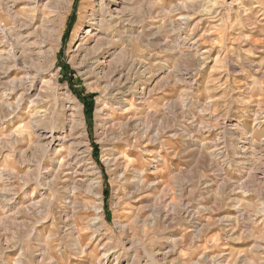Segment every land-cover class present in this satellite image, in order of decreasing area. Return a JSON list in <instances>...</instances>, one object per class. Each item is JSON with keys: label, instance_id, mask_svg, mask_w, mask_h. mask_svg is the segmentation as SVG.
<instances>
[{"label": "rangeland", "instance_id": "obj_1", "mask_svg": "<svg viewBox=\"0 0 264 264\" xmlns=\"http://www.w3.org/2000/svg\"><path fill=\"white\" fill-rule=\"evenodd\" d=\"M158 1L155 13H149L147 6L143 9L147 41L158 39L162 47H147L154 74L132 86L142 101L125 90L133 81L124 58L142 55L138 42L130 54L121 55L123 59L120 47L107 56L95 49L98 32L91 33L89 15L93 6L106 9L107 0H60L61 19L43 41V56L33 44L36 37L26 41V30L20 33L5 7L0 9V28H10L14 41L22 34L20 43L29 49L23 51L19 68L8 75L4 65L12 67L13 61L0 60V89L23 76L24 67L35 72L46 61L30 95L35 99L41 88L45 91L39 106L43 129L38 135L30 127L29 113L8 118L0 105V264H264V0ZM6 3L14 12H23V5ZM120 3L112 7L114 11L126 7ZM185 3L194 7L173 10ZM155 25L161 28L158 35ZM82 41L84 52L73 57ZM210 47L214 52L203 54ZM0 53L1 58V48ZM97 55L100 77L83 76L81 69ZM232 64L241 71L233 73ZM170 70L180 82L175 83V75L167 76ZM120 74L126 86L117 83ZM43 81L49 82L42 87ZM108 82L115 84L107 88ZM118 94L131 110H117L113 100ZM107 117L112 121L105 125ZM76 118L84 126L72 132ZM126 122L131 125L125 131L115 127L107 133L110 124ZM142 124L161 129L157 141L132 130L135 125L143 128ZM229 130L235 132V141L228 138ZM11 134L19 135L22 143L3 150L1 141ZM64 138L68 142L62 145L61 140L60 146ZM53 139L41 162L40 154ZM233 146L241 150L239 156ZM73 147L80 163L52 183L54 161H61ZM215 148L223 151V158L210 156ZM243 156L256 164L244 176L241 168L227 164ZM39 165L51 183L40 186L33 180ZM137 173L145 186L140 190L135 186ZM74 181L78 193L72 208L65 198L66 187ZM224 181L234 184V194L222 186ZM156 205L159 211L153 210ZM94 206L103 209V222L96 228L90 226L97 216ZM199 207L205 209L196 219L205 226L201 235L186 215ZM66 222L74 225V234ZM76 241L83 254L73 251Z\"/></svg>", "mask_w": 264, "mask_h": 264}, {"label": "bare ground", "instance_id": "obj_2", "mask_svg": "<svg viewBox=\"0 0 264 264\" xmlns=\"http://www.w3.org/2000/svg\"><path fill=\"white\" fill-rule=\"evenodd\" d=\"M14 1V6L17 5H23L22 8V13H17L13 11V7L8 6L6 3V0H0V9L2 7H5L6 12L8 17L11 19L13 22V25L15 24V28L18 27V30L20 33L24 30H26V36L25 39L26 41L29 40L32 37H36V40L34 41V46L38 49L40 54L43 56L45 53V45L43 44L44 39H47V37L50 35V31L53 30L54 28V23L56 20L61 19V12L59 10L60 5L59 2L60 0H13ZM121 5H126L124 6L121 11H114L112 7H117L119 5V0H107V5L106 9L100 8V9H95L93 6V9L91 10V13L89 15V20H90V28H92V32H98V35L96 37V42H95V49L99 54L101 55H109L114 51L116 53V50L120 47L121 48V54L119 53L120 57L121 55H127L130 54V49L134 48V42H138V45L140 47V54H142L139 58H124V62H127V76H131V80L133 81L132 84H129V86H126L124 83V75H121L117 83L122 84V86H126L125 90L128 93L133 92L134 90L132 89V86L134 83H139L141 84L144 79L149 77V75L152 77L154 74L152 71V68L149 66V60L153 57L151 54L146 52L147 47H160V43L158 39H156L153 42L147 41V35H146V26H145V19L143 17L144 15V8L147 6L148 7V12L153 13L155 7H159V1L158 0H120ZM43 2V7H41V3ZM219 2V1H217ZM13 3V2H12ZM198 3V2H197ZM136 4V9L134 7L133 10H131V7ZM138 4V5H137ZM210 4V3H209ZM13 5V4H12ZM178 5V4H177ZM150 7V8H149ZM154 7V8H153ZM194 7L193 3H185V4H179L177 7L173 8L174 11H181L182 9H191ZM219 8V7H218ZM4 10V8H2ZM162 9V8H161ZM48 10L50 11V15L44 14L43 11ZM132 11V14H128L127 11ZM165 11V9H163ZM162 10V12H163ZM172 11V10H171ZM155 13V12H154ZM148 14V13H147ZM152 16V15H151ZM153 17V16H152ZM162 17V16H161ZM39 23V27H35V24ZM48 24V28H47ZM1 25V24H0ZM176 25V24H175ZM157 26V25H155ZM171 27V26H170ZM175 28V27H174ZM156 34L158 35L160 33V27H156ZM13 30V29H12ZM11 30V31H12ZM16 32V31H15ZM14 33V32H13ZM17 34V40H13L12 37L14 35L10 32V28H7L6 26H2L0 28V48L2 49V54L4 56H1L0 60H2L3 57L5 59L9 60L10 62L13 61L12 67H8L7 63L4 65V67L8 68L7 70V75L11 70H16L20 66V60L21 57L23 56V51L24 50H29L27 45H23L20 43V40H23L22 34ZM90 31H88L87 34H89ZM178 35V34H177ZM180 36V35H179ZM93 37V36H92ZM183 38V37H182ZM212 38V37H211ZM94 39V38H93ZM178 39H181V37H178ZM40 40H42L40 42ZM188 41V40H187ZM47 42V41H46ZM76 43V42H75ZM186 43V42H184ZM85 43L83 41L79 44L78 48L75 50L73 57H79L81 56L82 52L85 50ZM175 45V44H174ZM205 45V44H204ZM213 45V44H212ZM261 45V43H260ZM182 46V45H181ZM262 46V45H261ZM132 47V48H131ZM162 47V46H161ZM257 47V46H256ZM177 48V47H176ZM138 49V47H137ZM207 49V48H206ZM261 49V48H260ZM21 51V55L20 52ZM55 51V50H54ZM132 51V50H131ZM258 51V50H257ZM214 52V48H209L203 52V54L210 56ZM1 54V53H0ZM32 54V53H30ZM114 55V54H113ZM192 55V54H191ZM41 56V57H42ZM117 56V55H116ZM158 56V55H157ZM24 57V56H23ZM125 57V56H124ZM118 58V57H117ZM122 58V57H121ZM101 56L97 55V58L95 57L94 60L91 61L88 66L84 67L81 69L82 75L86 77H100V66H101ZM120 59V58H119ZM123 59V58H122ZM210 59V58H209ZM121 60V59H120ZM4 61V60H3ZM45 60L42 62L40 66H37L35 72L31 70H26V67H24V75L21 76L18 79H13L6 83L3 89H0V96H3L2 101L0 102V105L2 106L3 110L5 111V114L8 118H13L18 116L20 112H25L29 113L31 116L30 120V127L33 131V133L38 135V132L43 129V119L44 115L43 112L39 111L40 110V104H41V98L43 96V93L45 92L43 88L39 91L38 95L36 96L35 99H32L30 95L35 89V83L36 80L42 75L44 72L43 70V65H45ZM89 62V61H88ZM117 62V60H116ZM123 62V63H124ZM114 64V62H113ZM126 64V63H125ZM81 65V64H80ZM154 65H157L155 63ZM161 65V64H160ZM253 65V64H250ZM11 66V65H10ZM154 68V67H153ZM162 69V68H161ZM167 69V68H166ZM231 69L233 73H239L241 70L238 68L237 64H232ZM157 70V69H156ZM156 72H161V70H157ZM166 72V71H165ZM168 72V71H167ZM6 73V72H5ZM124 73V72H123ZM173 73V74H172ZM156 74V73H155ZM232 74V73H230ZM169 75H175V83L180 82V79L176 74L170 70L167 73V76ZM98 81V80H97ZM49 82V81H48ZM47 81L42 82V87L48 83ZM161 83L158 82V84ZM115 83L113 82H108L105 87L109 88L112 87ZM244 85V84H243ZM117 86V85H115ZM245 86V85H244ZM119 87V86H118ZM243 88V87H242ZM118 90V89H117ZM116 91V90H115ZM107 92V91H106ZM125 92V91H124ZM134 95L140 99L141 101L143 100V97L137 92H133ZM122 94V93H121ZM116 95V94H115ZM120 94L117 95V97L114 98L113 102L117 106V110L119 112L125 113L127 111V107H130L128 110H131V106L128 104V102L125 100L124 96H119ZM126 95V94H125ZM12 97L15 99L14 102H9L5 101L7 97ZM119 96V97H118ZM259 99V98H258ZM262 100V99H261ZM187 101V100H186ZM217 101V100H216ZM257 101V100H256ZM264 101V100H263ZM73 102V101H72ZM172 103V102H171ZM170 104V103H169ZM258 104V103H257ZM171 105V104H170ZM179 105V104H178ZM27 106V107H25ZM115 106V107H116ZM171 108L174 110L175 105L173 104ZM264 108V107H263ZM170 109V108H169ZM185 109V108H184ZM262 109V108H260ZM27 110V111H24ZM74 110V109H73ZM172 110V114H173ZM76 112V111H75ZM79 112V108H78ZM257 113V112H256ZM22 114V113H21ZM259 115V114H258ZM261 115V114H260ZM154 116V115H153ZM173 116V115H172ZM77 117V116H76ZM6 118V117H5ZM131 119V118H130ZM133 119V118H132ZM163 119V118H162ZM112 119L110 117H107L104 119L105 125L108 122H111ZM132 121V120H131ZM139 122V121H137ZM136 122V123H137ZM143 122V121H142ZM115 123V122H114ZM131 123V122H130ZM141 123V122H140ZM103 124V126H105ZM112 124H110L111 126ZM131 124L129 123H122V124H114L113 126H109L108 129H106L107 133H113L115 130V127H121L123 131H125L128 126ZM84 126V122H82L80 119L75 120L73 126L71 127V131L75 132L77 129L79 130L81 127ZM143 126V124H142ZM98 127V126H97ZM177 127V126H176ZM103 128V127H102ZM101 128V129H102ZM226 128V127H225ZM49 129V128H48ZM119 129V128H118ZM179 129V128H178ZM132 130L136 134H140L141 138H144L146 136L152 135V141L154 142L155 140H158V137L161 134V129L157 126L154 128V126H143V128L139 127L138 125L133 126ZM223 130V129H222ZM50 131V129H49ZM99 131V130H98ZM122 131V132H123ZM128 131V130H127ZM227 131V130H226ZM85 130L82 129V133L84 134ZM221 132V131H220ZM225 132V131H224ZM223 132V133H224ZM51 133H54V130H51ZM80 133V132H79ZM142 133V134H141ZM229 136L228 138H231L232 141H235L236 135L235 132L232 130H229L228 132ZM104 135V134H103ZM83 136V135H82ZM173 136H176L175 134ZM225 136V135H224ZM65 137V136H64ZM81 137V136H80ZM250 137V136H249ZM74 138V137H73ZM77 138V137H76ZM85 138V137H84ZM110 138V136H109ZM121 138V137H120ZM175 138V137H174ZM241 138V137H240ZM111 139V138H110ZM131 139V138H130ZM59 140V139H58ZM61 140H62V145L66 144L68 142L65 138L60 139V146L61 145ZM112 140V139H111ZM51 142V143H50ZM48 144V148L46 152L40 154V159L41 162L44 161V158L47 157L46 154H48L50 146L53 144L54 139L50 141ZM102 142V141H101ZM111 142V141H110ZM237 142V141H236ZM235 142V143H236ZM22 143V139L19 135L17 134H11L5 138L2 139L1 141V147L5 149H8L11 145L12 146H17L18 144ZM76 143V142H75ZM43 144V143H42ZM46 144V145H47ZM70 144V143H69ZM226 144V142H225ZM228 144V143H227ZM263 144V143H262ZM206 145V144H205ZM204 144H200L199 146L203 148L205 146ZM233 145V144H232ZM227 146V145H226ZM264 146V145H263ZM42 151H43V145L38 146ZM200 148V149H201ZM224 148V147H223ZM232 148V147H231ZM13 149V148H12ZM16 149V148H15ZM39 149V150H40ZM45 149V148H44ZM230 149V147H229ZM255 149V148H254ZM246 150V149H245ZM253 150V149H252ZM251 150V151H252ZM13 151V150H12ZM41 151V152H42ZM69 151V150H68ZM76 149L73 147L70 154L67 155L65 158H62L61 161L56 163L54 161L53 164V169L55 171V176L52 178V183L54 181H57L60 177V175L64 174L65 170L69 169L71 170L73 167L78 165L80 163V160L78 158V155H76ZM241 150L237 149V147L233 146V152L235 155H240ZM248 151V150H247ZM246 151V152H247ZM17 152V151H16ZM57 152V151H56ZM59 152V151H58ZM112 152V151H111ZM227 152V151H226ZM245 152V151H244ZM22 153V152H21ZM117 153V152H116ZM210 156L213 158H223L224 153L223 151L219 150L218 148L212 149L210 152ZM201 154V153H200ZM234 155V154H233ZM250 155V154H249ZM248 155V156H249ZM257 155V154H255ZM10 157V156H9ZM202 157V156H201ZM235 157V156H234ZM241 157V156H240ZM244 157V156H243ZM264 157V156H263ZM11 158V157H10ZM83 158V157H82ZM111 158V157H110ZM159 158V157H158ZM236 158V157H235ZM221 160V159H219ZM227 160V159H225ZM231 160V159H230ZM218 161V159L216 160ZM110 166L115 165V161L112 159H107V162ZM230 166H234L237 168H241L243 170L242 176L246 175L249 173V171L255 170V163L250 162V160H247L244 158H238V161L232 163H227ZM42 165V164H41ZM41 165L35 170V176H34V181L40 185L44 186L47 185L48 183H51L50 181H47L46 176H44L40 172ZM80 169V168H79ZM86 169V168H85ZM135 170V169H134ZM241 170V171H242ZM91 174H95L94 168L88 169ZM136 171V170H135ZM8 172V171H6ZM50 172V170H49ZM77 172V171H76ZM5 174V175H4ZM6 174L8 173H2V176L5 177ZM10 174V173H9ZM87 174V173H86ZM100 174V173H99ZM119 174V173H118ZM89 175V174H88ZM98 175V174H97ZM124 176V174H123ZM136 176V175H135ZM19 177V176H18ZM92 177V176H91ZM121 177V176H120ZM81 178V177H80ZM180 178V177H179ZM7 179V178H6ZM135 179V186L138 187L137 190H140V188L143 185L142 177L141 174L139 175L137 173V176L134 178ZM182 179V178H181ZM180 180V179H179ZM178 180V181H179ZM183 180V179H182ZM30 181V180H29ZM32 181V180H31ZM72 181V180H71ZM95 181V180H94ZM6 182V181H5ZM8 182V181H7ZM10 182V181H9ZM28 183V181H26ZM87 182V181H86ZM20 183V182H19ZM22 183V181H21ZM25 183V182H24ZM67 183V182H66ZM179 183V182H178ZM78 183L77 182H71L67 187H66V198L65 201H67L68 204L72 205V208L76 206V197L78 193ZM95 183H91V187L95 186ZM188 184V183H187ZM211 184V183H210ZM26 185V184H25ZM50 185V184H49ZM55 185V184H54ZM86 185V184H85ZM53 186V185H52ZM83 186V185H82ZM187 186V185H186ZM185 186V187H186ZM209 182L206 185V187H209ZM225 189H231L229 192L231 194H234L235 189L233 188L234 184H228L224 181V184L222 185ZM221 186V187H222ZM9 187V186H7ZM89 187V186H88ZM145 187V186H144ZM184 187V189H185ZM63 189V188H62ZM179 189V188H178ZM224 189V190H225ZM85 190V189H84ZM91 190V189H90ZM208 190V189H207ZM181 191V190H180ZM179 191V192H180ZM185 191V190H184ZM237 191V190H236ZM90 192V191H89ZM183 192V191H182ZM94 193V192H93ZM96 193V192H95ZM94 193V194H95ZM182 194V193H181ZM245 194V193H244ZM96 195H98L96 193ZM100 199V198H99ZM101 202V201H100ZM32 203V202H31ZM237 203V202H236ZM32 208L33 206L30 205ZM178 206V205H177ZM103 207V206H102ZM176 207V206H175ZM92 209L96 212L97 216L96 218L93 219L92 222H90V226H93L96 228L99 227V225L103 222V217L101 216L102 214V208L98 206L92 207ZM237 209H239L237 207ZM154 211H159L160 208L156 205L154 206ZM205 209L199 207L197 211L194 210H187V214L189 217L190 222L193 225V229L196 232L197 235H201L203 232V229L205 226L198 222L197 216L200 215L201 212H204ZM161 212V211H160ZM155 213V212H154ZM166 213V212H165ZM160 214V213H159ZM160 218V215H157ZM156 217V216H155ZM187 219V218H186ZM188 220V221H189ZM91 221V220H90ZM146 222V221H145ZM190 223V224H191ZM151 224V223H150ZM149 224V225H150ZM223 224V223H222ZM66 226L69 228V232L71 234H74L76 231V228L74 227L73 224L67 223ZM102 226V225H101ZM92 229V228H91ZM125 229V228H124ZM68 230V229H67ZM66 230V231H67ZM99 231V230H97ZM94 234V233H93ZM92 234V235H93ZM95 236V235H94ZM199 237V236H198ZM102 238V237H101ZM196 238V236H195ZM260 245V243H259ZM256 247V246H255ZM262 247V246H261ZM82 248V247H81ZM80 248V244L78 241L74 242V247L73 251L76 254H83L82 249ZM257 249V248H256ZM110 252L107 251L105 253V258L109 256ZM119 257V256H118ZM206 257V256H205ZM204 258V257H203ZM223 258L221 255L220 258H216L217 261L218 259ZM241 258V257H239ZM215 259V260H216ZM207 260V259H206ZM222 262V261H221ZM219 262V263H221ZM240 262V261H239ZM244 262V261H243ZM199 264V263H197ZM215 264V262H214ZM240 264V263H239Z\"/></svg>", "mask_w": 264, "mask_h": 264}]
</instances>
